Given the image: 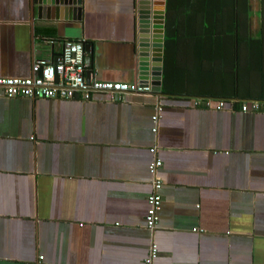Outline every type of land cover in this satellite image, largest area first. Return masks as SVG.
Masks as SVG:
<instances>
[{
    "label": "crops",
    "instance_id": "obj_1",
    "mask_svg": "<svg viewBox=\"0 0 264 264\" xmlns=\"http://www.w3.org/2000/svg\"><path fill=\"white\" fill-rule=\"evenodd\" d=\"M36 1L0 0V78L29 77L35 60L56 61L76 40L91 81L140 82L138 0H80L81 11ZM244 9L235 74L197 63L174 72L170 93L123 102L0 89V264H145L153 243L154 264H264V0ZM197 98L235 104L195 108ZM245 102L260 110L243 112ZM156 159L162 207L150 231Z\"/></svg>",
    "mask_w": 264,
    "mask_h": 264
},
{
    "label": "built area",
    "instance_id": "obj_2",
    "mask_svg": "<svg viewBox=\"0 0 264 264\" xmlns=\"http://www.w3.org/2000/svg\"><path fill=\"white\" fill-rule=\"evenodd\" d=\"M87 52L85 43L76 40H65L62 43V52L56 61L37 59L32 66L29 77H1L0 89L7 98L51 99L62 98L72 100L79 97L81 100L90 101L96 93H106L114 102H123L129 93H151L150 86H143L140 82L135 84L118 82H100L87 80ZM235 101H225L213 98H197L192 101L195 108H205L215 111H224ZM162 107L158 108L153 116L154 132L158 133V124L161 119ZM260 106L257 102H245L242 111L257 112ZM153 154L157 149L151 150ZM163 166L161 160L156 159L149 166L153 177L154 191L148 199L149 210L146 216V225L154 231L159 223V212L162 207L161 190L163 181L159 170ZM159 256V247L153 243L145 264H154Z\"/></svg>",
    "mask_w": 264,
    "mask_h": 264
},
{
    "label": "trees",
    "instance_id": "obj_3",
    "mask_svg": "<svg viewBox=\"0 0 264 264\" xmlns=\"http://www.w3.org/2000/svg\"><path fill=\"white\" fill-rule=\"evenodd\" d=\"M246 0H166V26L162 91L170 93V81L175 82L174 72L190 74L197 63L208 68L221 61L216 69L223 72L237 69L233 56L236 21L245 9ZM227 44V46H226ZM232 56H229V54ZM202 57V58H201ZM240 66V62L238 63ZM173 70V71H171ZM217 71V70H216ZM228 74V73H227ZM231 84L242 80L230 76ZM229 79L226 81L228 84ZM223 82V83H224ZM193 83V82H191ZM236 89V90H237Z\"/></svg>",
    "mask_w": 264,
    "mask_h": 264
},
{
    "label": "water",
    "instance_id": "obj_4",
    "mask_svg": "<svg viewBox=\"0 0 264 264\" xmlns=\"http://www.w3.org/2000/svg\"><path fill=\"white\" fill-rule=\"evenodd\" d=\"M38 0L39 5L70 7L81 11L80 0ZM139 4V79L143 86L150 85L149 69L153 64L152 91L161 95L163 83L165 26H166V0H138ZM88 52V51H87ZM90 61V58L88 59ZM151 70V71H152ZM90 72H87V80L90 82Z\"/></svg>",
    "mask_w": 264,
    "mask_h": 264
},
{
    "label": "bare ground",
    "instance_id": "obj_5",
    "mask_svg": "<svg viewBox=\"0 0 264 264\" xmlns=\"http://www.w3.org/2000/svg\"><path fill=\"white\" fill-rule=\"evenodd\" d=\"M150 66L152 67V65H151V64H150ZM149 71H150V69H149ZM153 72H154V71L152 70V74H151V75H152V79H153ZM153 82H155V80H154V79H153L152 83H153ZM148 86H150V87H151V92H153V91H152V84H150V85H148ZM161 93H162V92H161Z\"/></svg>",
    "mask_w": 264,
    "mask_h": 264
}]
</instances>
